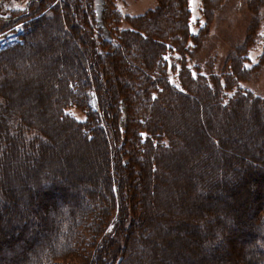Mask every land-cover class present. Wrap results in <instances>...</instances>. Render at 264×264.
Wrapping results in <instances>:
<instances>
[{"label":"trees","instance_id":"obj_1","mask_svg":"<svg viewBox=\"0 0 264 264\" xmlns=\"http://www.w3.org/2000/svg\"><path fill=\"white\" fill-rule=\"evenodd\" d=\"M223 1L200 0L203 23L192 33L188 0H156L154 8L134 16L122 15L105 0L111 38L95 32L93 0H57L40 15L52 0H30L22 10L8 12L0 33L21 27L17 40L0 48V220L6 211L14 221L7 226L12 232L15 221L21 223L15 207H27L32 214L24 221L35 224L38 235L25 239L30 232L25 236L22 229L21 241L13 242L0 229V254L7 257L0 258L2 264H134L135 247L144 253L140 264H195L188 240L204 224L208 233L205 229L201 237L212 238L200 248L221 252L220 239L225 244L242 237L241 244L255 243L248 264H264L258 256L264 253V198L253 204L248 220L241 217L250 184L254 190L264 183V166L252 160L264 156V143L257 140L264 138V96L238 86L264 65V53L246 64L264 0L246 1L251 17L244 40L220 68L213 65L218 71L211 64L202 73L200 47ZM42 23L52 30L45 48L65 49L60 45L68 42L86 58L79 56L78 63L66 52L57 64V54L50 58L43 46L31 45ZM54 31L71 34L59 43ZM34 83L41 84L38 91L30 89ZM40 101L45 112L35 113L32 106ZM70 108L83 117L70 114ZM72 134L102 157V166L94 171L82 151H67L66 168L81 163L78 178L89 181L74 177V198L50 200L52 191L63 188L56 176L64 161L48 144L53 135L69 150ZM236 155H247L248 161L237 163ZM21 191L22 197L16 196ZM227 224L239 231L234 238L223 233ZM136 231L149 242L135 237ZM157 247L163 251L158 257ZM15 249L19 255H12Z\"/></svg>","mask_w":264,"mask_h":264},{"label":"rangeland","instance_id":"obj_2","mask_svg":"<svg viewBox=\"0 0 264 264\" xmlns=\"http://www.w3.org/2000/svg\"><path fill=\"white\" fill-rule=\"evenodd\" d=\"M28 1L30 0H0V28L4 25L3 23L6 21L5 18L7 17L6 15L8 14V12H10L11 10H22L25 5H27ZM112 2V5L114 7V10L118 11L119 13H121L122 15H129V16H134V15H138V14H142L144 12H146L148 9H152L156 6L157 2L156 0H110ZM246 1L247 0H224L223 3L221 4V7L217 10L216 13H214V15L212 16V20L209 24V29H208V33H206V42L200 47V51L198 54V60L197 62L199 63V67L202 68L201 71L202 73L206 72V68L212 64L215 65L217 68L221 67V62L224 60L225 56L227 55V53L236 45L239 44L240 42H242L245 38V34H246V28L247 25L249 23V19L251 17V12L249 11V7L246 6ZM57 2V0H52V2L45 7L39 14L40 15L44 12H46L49 7L53 4H55ZM32 5H35L34 2H31ZM200 0H188V6H189V10H190V31L192 33H196L199 29V25H201L203 23V18H202V13L200 11ZM93 13H94V19H95V32L98 33L99 35L102 34V36L104 37H110L111 38V34L109 32V28L106 27V22L104 21V13L107 12L108 10H105V0H93ZM260 13L262 14V20H261V25L258 31V36L255 39V43L252 45V47L249 49L248 53H247V60H246V64L249 66L252 63L256 62L258 57L264 53V5L262 6ZM36 15V16H37ZM11 22V21H8ZM7 22V23H8ZM94 24V22L91 21V24ZM6 24V23H5ZM21 24L18 23L15 26H13L11 30H7L5 33L2 32L0 33V47L6 45L9 42H14L17 40V32L15 31L16 29H20ZM94 27V26H93ZM68 28H66L67 30ZM70 30V29H69ZM72 30V29H71ZM52 31V30H50ZM50 31L47 30V27L44 23L40 24V31L38 32L37 37L31 42V45H41L43 46V49H47V55L50 58H53L56 56V54L59 57V60H57V64H59L61 62V57L63 56V54H65L66 52L72 53L73 56L76 58V62L79 63V56H82L84 59L85 54H84V50L83 49H79L78 53L73 49V47L68 43H62L60 45V47L63 48H56V49H50V48H45L48 47V40H49V35ZM49 32V33H48ZM53 34H57V41L59 43H61L62 41H65V39H67V37L69 36V34H71L69 31H67L66 33L60 34V33H56L55 31L53 32ZM68 35V36H67ZM73 39L77 40L76 36H73ZM74 43L77 41H73ZM59 49V50H58ZM66 50V51H65ZM63 63V62H62ZM86 66V63H85ZM216 67L213 66V69H215L216 71H218L219 69H217ZM61 67L58 69L59 73L56 76H60L61 73ZM57 71V72H58ZM40 83H34L32 84V86H30V89L34 90V91H38L39 87H40ZM239 88L241 90L244 91H251L256 95L259 96H264V65L260 68V70L255 74V76L253 78H251L250 80L246 81V82H241L239 85ZM230 93H227L226 95H229ZM23 95V91L19 90L18 91V96H22ZM91 97H90V102L92 104V106L94 108H96V96L94 92L90 93ZM14 97L17 96V94L13 95ZM39 102V101H38ZM42 102L44 103L45 100L44 98L42 99ZM42 105L41 101L38 104V106L34 107L32 106V111H39V112H45V110H42L39 108V106ZM121 111H124V107L123 105H121ZM68 112L72 115H74L75 117H77L78 119H81L83 117V114L79 111H77V109L74 108H70L68 109ZM38 113V112H37ZM204 113L206 114V109L204 108ZM44 115V114H42ZM125 120L120 121V125L121 127H123ZM190 131V130H188ZM206 129H203V133L205 134ZM185 133V132H184ZM232 137H234V135L232 133H229ZM258 140V144H263L264 143V138L260 137L257 138ZM203 143H205L204 138H202ZM67 146H69V150L67 149L65 151V149L61 148V146H59L57 144V140L56 138L52 135L50 138V142L48 145H50L49 149L51 150L50 153H55L56 156H58L59 158L62 156L64 163L61 164L62 165V169L60 170L61 174L56 176V179L59 180L60 182H64L61 183L63 184V188L60 190V192L58 193H52L51 191V196L50 200H56V199H60V200H66L69 198H74V194H76V190L78 188V184H72L74 181H76V179L74 177H77V179H79V183H86L89 181L88 178H78L80 171L84 172V167H82L81 163L77 164V167L73 168V169H68L67 167V163H69V158L71 155H67V151H71L72 150H76V151H82L83 152V156L86 158V162H88V164L93 167L94 171L98 168H101L102 166V157L98 156V155H92L91 154V148L87 145H83L81 143V141L79 140V138L72 134L71 136H67ZM248 144H244L243 146H247ZM204 146V145H203ZM206 146V144H205ZM69 154V153H68ZM240 156V157H239ZM247 156V155H245ZM243 155H237L236 160H234L237 163H243L244 160L248 161V158H246ZM89 158V159H88ZM81 159V158H80ZM247 159V160H246ZM252 160H254V162L256 164H261L264 166V156H262L261 154H259V156L257 158H253ZM263 161V162H262ZM53 164V163H52ZM64 165V167H63ZM74 167V165H73ZM65 182H69V183H65ZM92 181H90L91 183ZM76 183V182H75ZM202 185H206L205 181H203ZM28 186V185H27ZM135 186V185H134ZM133 186V187H134ZM250 184V197H248L245 205L242 206V219L243 220H248L249 216L251 215V213L253 212V204L256 201H259L260 199L264 198V183H262L260 186H257L256 189L253 190V188H255V186H252ZM66 187V188H64ZM238 189V188H237ZM197 190V189H196ZM195 190V191H196ZM192 191L194 192V189H192ZM20 192V191H18ZM23 191H21V193H18L16 196H21L22 197ZM36 197H37V193ZM99 198H101V196H99ZM4 200V198L2 199ZM222 201L224 202V200L222 199ZM1 202V201H0ZM89 202V201H87ZM19 210V214H21V223L19 224L18 221L14 223V228L12 230V232L9 231L7 226H10L11 222L13 221L12 218L10 219V217L8 216V213L4 210H2V212L4 213V219L0 220V229H1V233L5 238V240H13V242H20L22 239V229L25 232H30L27 234L25 233V239H29V237L32 236H37L38 233L36 232V226L35 224H27L24 221V216L27 218V216H31V212L29 211V209L27 207H21L19 205H17V207H15ZM35 208V207H34ZM32 208V209H34ZM41 212V211H40ZM212 212L215 213V215L218 216L219 214V209L217 208H213ZM37 214V213H36ZM41 214V213H40ZM43 214V213H42ZM45 214V213H44ZM220 218H222L223 215H219ZM180 218H178L177 220H179ZM14 222V221H13ZM194 222V221H193ZM113 224L110 225L109 230L111 229ZM4 227V228H3ZM207 224H204V229H202V227H199L197 229V231H194L192 234H190L189 240H188V250L189 252L191 251V254L194 258V262L195 264H248V262H250L251 258H253V255L251 253L250 256V250L254 248V242H249L248 239H246L244 244H241L240 242V238H234L237 235V232H239L238 230L234 229L233 225H229L227 224V226L224 227L223 229V233L224 230L228 231L226 233H229L232 237L234 238L233 241L226 242L225 244L223 243V241L220 239L219 243L222 245V251L221 252H214L208 249H204L203 247L200 248V244H202L203 242L206 244V242H209L211 240L212 237L210 236H204L201 237V234L204 232V230L206 229V233L207 232ZM139 231V230H137ZM136 231V232H137ZM35 233V234H34ZM153 236H155L156 232H150ZM173 233V232H172ZM169 231L170 234V238L176 242V238L177 236L174 237V235ZM149 234V232H147V235ZM172 234V235H171ZM186 234V233H185ZM29 236V237H28ZM135 237H137L138 239L141 237L142 240L149 242L150 239L145 240L144 237L146 236L145 234H142V232H137L134 234ZM10 238V239H9ZM185 238V236H183V239ZM215 239V238H214ZM123 240L120 241L119 238V242H122ZM199 244V245H198ZM2 249V248H1ZM143 250V248H141ZM219 250V249H218ZM211 251V252H210ZM210 252V253H209ZM163 251H160V248L157 247L155 248V250L153 251V255H155L156 257H158L160 254H162ZM256 253V252H255ZM19 255L20 254V250L15 249V251L12 253V255ZM134 256V259L136 260V262L134 264H140V263H144V261H146L144 259V253H141V256L139 255V250L138 248L135 247L134 252L132 253ZM150 254V252H149ZM143 255V256H142ZM152 255V256H153ZM151 256V254L149 255ZM256 256V254H255ZM258 256L260 258L264 257V253H260L258 254ZM7 258L5 256L4 253L0 254V258ZM130 257V256H129ZM131 259V258H130ZM262 260V259H261ZM76 261V259H75ZM2 260L0 259V264Z\"/></svg>","mask_w":264,"mask_h":264}]
</instances>
